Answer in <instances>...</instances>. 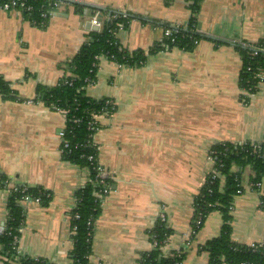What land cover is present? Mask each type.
I'll return each instance as SVG.
<instances>
[{
	"label": "crops",
	"instance_id": "1",
	"mask_svg": "<svg viewBox=\"0 0 264 264\" xmlns=\"http://www.w3.org/2000/svg\"><path fill=\"white\" fill-rule=\"evenodd\" d=\"M57 1L44 27L19 11L0 10V75L16 95L0 94V174L49 193L45 204L22 203L12 264L21 257L72 264L69 212L90 178L88 167L62 158L64 114L35 99L36 86L52 87L68 73L66 62L100 29L88 27L99 15L95 9L131 16L128 28L117 32L128 52L154 48L163 27L184 28L191 14L186 0ZM195 18L205 38L192 50H156L139 66L99 57L95 80L84 87L87 96L114 104L113 112L96 117L93 134L96 162L112 179L100 198L88 264H141L153 248L148 232L160 213L170 231L163 256L180 250L179 264H208L201 247L219 234V211L190 234L195 199L211 169L208 150L221 142H264V84L250 94L239 87L242 56L235 46L264 36V0H201ZM252 174L243 169V192L232 200L230 238L264 245V207L246 185ZM7 199L0 190V225L8 217Z\"/></svg>",
	"mask_w": 264,
	"mask_h": 264
},
{
	"label": "trees",
	"instance_id": "2",
	"mask_svg": "<svg viewBox=\"0 0 264 264\" xmlns=\"http://www.w3.org/2000/svg\"><path fill=\"white\" fill-rule=\"evenodd\" d=\"M51 1L54 0H28L32 6L30 19L40 20L41 12L53 9ZM169 1L165 0L166 3ZM191 1V4L188 5L191 14L185 29H181L172 35L174 42L169 39L164 40V43L168 44L170 48L178 47L184 50H192L199 40L205 38L204 35L195 30L198 26L195 14L198 12L201 0ZM83 7L80 4L75 5L77 11H81ZM95 12L106 17L102 21L100 29L91 31L78 52L66 62V69L70 78L64 79L62 77L52 87L37 85L34 97L52 108L65 111L64 136L63 144H61L62 158L73 164L84 165L90 170V178L77 191V203L69 212L73 240L70 251L72 264L89 263L92 234L95 222L101 212V200L97 197V193L103 188L96 181V171L87 160L89 155H94L96 158L97 149L91 144L86 145V143L91 140L98 127L96 124L93 130H88L87 123L92 120L93 115L99 113L107 98L94 99L87 96L84 92L85 80L87 79L89 83L95 80L97 64L101 56L119 65L139 66L144 63L147 55L163 49L161 44H156L147 52L143 50L126 51L120 46L117 32L119 31V24L123 26L124 30L128 28L131 16H124L113 11L109 12L106 9H95ZM235 46L242 56L238 85L242 90H246L247 94L254 93L259 87V81L255 74L258 71L264 72V52L252 55L251 46L264 48V36L251 46L239 44ZM68 81H71V85ZM0 94L7 98L16 96L11 83L1 75ZM75 117L80 119L77 124L72 123V119ZM64 143H67V148L64 147ZM212 148L216 151L214 168L219 170L221 178L218 177L213 184H209V176L207 175V180L195 199L193 219L198 211H201L203 221L211 211L217 210L221 215L222 222L219 234L207 240L201 249L208 252V264H264L263 248L252 250L251 247L235 243L230 238V207L236 191L239 189L240 176L243 169L249 167L253 172L251 180L264 181V151L252 153L250 142L242 145L221 142L214 144ZM0 178L5 177L0 174ZM23 187H26V190L21 192ZM208 188L211 189L210 192H208ZM24 194L40 196V203L42 204L49 200V193L44 189L24 184H19L18 190L11 192L8 196V217L4 223L6 230L0 234V260H2V264H12L17 255L16 248H14L17 242H14L13 237H19L18 228L21 226L20 221L24 219V208L19 202L20 197ZM150 234L155 235V239L161 243L168 237L170 231L164 221L158 220L150 229L149 236ZM150 238L152 241V236ZM160 246L159 244V246L144 253L140 257L141 264H179L181 262L182 254L174 258L163 256ZM19 263L46 264L41 259L35 260L27 257H21Z\"/></svg>",
	"mask_w": 264,
	"mask_h": 264
},
{
	"label": "built area",
	"instance_id": "3",
	"mask_svg": "<svg viewBox=\"0 0 264 264\" xmlns=\"http://www.w3.org/2000/svg\"><path fill=\"white\" fill-rule=\"evenodd\" d=\"M186 2L189 4H191V0H186ZM51 5L53 7V9L41 12L40 20H36V19H30V12L32 10V6L28 3V0H0V10L3 11H11V10H16L19 11L21 14H23V16L26 15V20L31 23L34 26L37 27H44L47 23L48 18L53 14L54 9H56L58 7V1L54 0L51 1ZM125 16V15H124ZM90 25H94L97 28H100L102 26V21L97 19V16H93L91 21H90ZM118 30H124L123 26L121 24L118 25ZM186 27V26H185ZM181 28L179 26H173V27H163L162 28V33H161V38L158 42V44H161L163 46L164 49H168L170 48L168 46V44L164 43V40L169 39L171 42H174V37L172 36L174 33H178L181 29H185ZM196 31H198L199 33H201V31L199 30V27L197 26L195 28ZM251 49L253 50L252 55H256L258 52H264V48H258L256 46H251ZM102 57V56H101ZM119 65V64H118ZM264 72L263 71H258L255 74V77L258 78L259 84H264ZM64 79H69L70 78V74L66 73L64 74ZM86 85L90 84L88 82V80L86 79ZM68 83L71 85V81ZM246 93V90H243ZM247 94V93H246ZM57 109V108H56ZM60 110V109H58ZM114 110V104L111 100L106 99L104 101V104L102 105L100 111L98 114L93 115L92 120H89L87 123V129L88 130H93L97 124L96 122V117L99 114H108L113 112ZM62 111V113L64 114L65 117V111ZM66 119V117H65ZM80 122L79 118H73L72 119V123L77 124ZM64 129V128H63ZM60 131V137L62 139L61 144H63V136H64V130ZM246 142H235L233 143L234 145H242L245 144ZM93 147H96V144L93 141V135L91 137V140H89V142L86 143V145H90ZM250 145L252 146V153H260L264 151V144L263 143H257V142H250ZM64 147L67 148V143H64ZM61 152H62V148H61ZM215 155H216V151L211 147L208 150V154H207V159L211 162V169L209 170V172L207 173V175L209 176L208 179V183L209 184H213L216 178H221V174L219 172V170L214 168V164H215ZM87 160L90 162V164H92V167L95 169L96 171V181L101 184L103 186V188L97 193V197L100 199L104 194H106L109 190H110V181L112 179V176L110 175V173L105 170V168H102L100 165H98V163H94V161H96V158L94 157V155H89L87 156ZM206 175V177H207ZM207 178L205 179L204 182H206ZM18 185L19 184H12L11 181L7 178H0V190H6L8 193V196L11 194V192L13 191H17L18 190ZM21 185V184H20ZM251 190H256L258 191V195H259V204L261 207H264V181H253V180H249L246 184ZM238 186L239 189H237L236 194H240L243 192V185L241 182V176H240V181L238 182ZM26 190V187H23L21 192H24ZM211 189L208 188V192H210ZM199 195V193L197 194V196ZM41 197L40 196H30L29 194H24L20 197L19 202L22 203H28L30 201H34L37 203H40ZM231 209V207H230ZM77 217V215H76ZM159 220L164 221V214L160 213L159 214ZM24 223V219H22L20 221L21 226H19L18 228V232L21 231L22 229V225ZM202 224V214L201 211H198L196 214V217L193 219L192 221V225L190 227V234L193 235L195 234V232L198 230V228H200ZM75 229V227L73 228V230ZM6 227L5 224L0 225V234H2L3 232H5ZM149 233V232H148ZM152 236V247H157L159 246V244L161 245L160 248L162 247L163 243L165 242V240L161 243L158 242V240L155 239V235H151ZM18 236H14V242H18ZM187 242H190L189 237H187ZM247 246L251 247L252 250L258 249V248H263L264 249V245L263 244H259V243H251L248 244ZM16 248V246L14 247ZM181 251H175V252H171L169 254L166 255V257H170V258H174V257H178L181 256Z\"/></svg>",
	"mask_w": 264,
	"mask_h": 264
},
{
	"label": "water",
	"instance_id": "4",
	"mask_svg": "<svg viewBox=\"0 0 264 264\" xmlns=\"http://www.w3.org/2000/svg\"><path fill=\"white\" fill-rule=\"evenodd\" d=\"M101 18H102V16L101 15H98L97 16V19L98 20H101ZM88 27H90V24H89V26ZM94 30H96L97 28H96V26H91Z\"/></svg>",
	"mask_w": 264,
	"mask_h": 264
}]
</instances>
